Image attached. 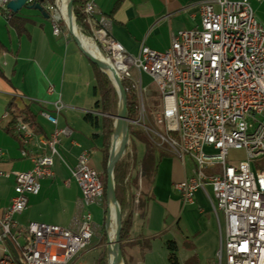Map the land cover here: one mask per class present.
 <instances>
[{
    "label": "built area",
    "instance_id": "2783aa9c",
    "mask_svg": "<svg viewBox=\"0 0 264 264\" xmlns=\"http://www.w3.org/2000/svg\"><path fill=\"white\" fill-rule=\"evenodd\" d=\"M9 1L0 0V15L11 12ZM56 7L48 3L45 8L53 16ZM84 12L121 81L132 79L136 69L158 84L163 109L155 122L164 128L155 131L145 125V130L155 132L177 156L189 155L195 162L194 175L175 184L185 204H194L196 192L212 186L215 213L220 217L222 211L225 216L220 264H264V167L253 166L264 159V24L253 2H204L199 28L179 31L163 51L143 44L138 55L130 54L111 35V22L97 14L93 1L86 3ZM54 31L59 33V24ZM133 87L146 92L139 81ZM44 114L57 123L55 115ZM18 131L25 140L35 136L25 122L19 123ZM68 132L55 130L51 139L43 141L50 152L34 157L30 170L15 173V194L10 205L0 209V264H21L6 237L16 246L22 264H70L90 244L96 230L90 210L77 229L16 219L27 209L29 195L39 192L40 179L53 176L56 145ZM232 149L244 150L245 156L230 158ZM90 159L91 150L83 149L72 174L85 206L105 197V184ZM206 168L220 172L208 174ZM139 195L140 191L136 201Z\"/></svg>",
    "mask_w": 264,
    "mask_h": 264
},
{
    "label": "crops",
    "instance_id": "0c3cea01",
    "mask_svg": "<svg viewBox=\"0 0 264 264\" xmlns=\"http://www.w3.org/2000/svg\"><path fill=\"white\" fill-rule=\"evenodd\" d=\"M92 1L97 14L111 22V35L130 54L138 55L143 44L163 51L179 31L199 28L201 5L213 0ZM251 1L264 24V0ZM11 12L0 15V209L7 208L15 194V173L30 170L34 157L50 152L43 141L51 139L55 130L67 128L69 132L61 134L56 145L53 176L40 179L39 192L29 195L27 209L16 219L21 223L39 221L77 229L83 214L90 210L96 226L102 228L103 204L85 206L81 188L72 176L83 149L91 150L90 164L101 175L107 173L106 159L109 163L104 135L107 114L101 109L93 62L76 39L63 32L55 33L49 12L46 17L38 9L23 7L19 15L29 21L22 31L9 22L7 15ZM139 74V83L147 91L150 76ZM12 101L37 114L41 131L29 126L35 133L31 139L25 140L18 131L22 120L15 132L8 130ZM45 112L55 115L57 123L51 122ZM156 144L169 152L162 155L157 148L153 182L145 180L142 164L131 175L132 180L144 181L140 187L137 185L135 194L140 191L150 200L144 217L139 209L134 211L130 238L134 243L124 247L126 264H171L169 241L177 244L180 264H220L218 251L225 231L214 210L212 186L199 189L194 204H185L175 184L194 175L195 162L189 155L177 156L167 144ZM146 153L138 159L142 160ZM253 166L264 167V159L255 161ZM94 236L99 245L98 228ZM97 241L91 239L92 243Z\"/></svg>",
    "mask_w": 264,
    "mask_h": 264
},
{
    "label": "trees",
    "instance_id": "16d2710c",
    "mask_svg": "<svg viewBox=\"0 0 264 264\" xmlns=\"http://www.w3.org/2000/svg\"><path fill=\"white\" fill-rule=\"evenodd\" d=\"M90 0H74L73 6L76 15V21L81 29V31L89 36H93V33L86 21V15L84 12V7L86 3ZM43 5L48 3L55 4L56 0H43ZM9 22L15 26L19 31L24 30V24L29 21L28 18L19 15V12H11L7 15ZM95 77L97 85L99 88V93L101 96V109L107 116L104 117V135H105V148L106 153L109 157L110 149L112 146V138L115 131V118L117 115L118 107V92L113 86L108 75L101 70V68L93 63ZM122 84L126 91V103L128 116L131 120H138L139 118V97L136 89L131 85L132 80L130 78H123ZM24 121L28 124L34 131L40 132L41 126L37 121V114L34 113L30 107H19L15 102L9 104V120H8V130L15 132L17 129V124L20 121ZM144 131V129L133 130L132 134L137 138L141 139L143 142L152 145L149 152L145 154L142 160L137 157V145L134 139H130L128 146L126 147L124 155L116 162L114 166V183H115V196L121 207V229H120V241H121V251L124 255V247L128 244L134 243L131 241V227L133 223L134 211L136 209L140 210L141 216L146 215V206L149 197L144 198V195L139 197L136 201L135 188L138 185V180L131 179L133 170L138 164H142L143 175L147 182L152 183L154 176L157 171V156L156 150L159 149L162 155L168 154L169 151H164L161 147L153 141ZM172 151V150H171ZM173 152V151H172ZM174 153V152H173ZM160 154V155H161ZM108 159H106L105 168L107 173L101 175V178L105 184V196L107 193V183H108ZM102 251L101 255L95 260L93 264H107L108 259V248L106 243L108 241V234L106 227H103L102 231ZM168 247L170 249L169 260L171 264H180L179 257L177 254V244L175 241H169ZM192 264V263H187Z\"/></svg>",
    "mask_w": 264,
    "mask_h": 264
},
{
    "label": "rangeland",
    "instance_id": "374dc122",
    "mask_svg": "<svg viewBox=\"0 0 264 264\" xmlns=\"http://www.w3.org/2000/svg\"><path fill=\"white\" fill-rule=\"evenodd\" d=\"M90 1H92V0H90ZM90 1H88V2H90ZM54 5L58 6L57 1H56V3ZM57 10H58L57 12L53 11L54 13H53L52 19H53L54 25L55 24H59V33L63 32L64 34L68 35L69 37H72V38L76 39L74 34H73V32L70 30V27L67 24L65 18L62 15H60V12H59L58 8H57ZM73 13H74V16L76 18L74 6H73ZM86 21H87L88 25L90 26V29H91V31L93 33V36H89V35L83 33L81 31V29L79 28V26L77 24V21H76L78 29L80 30V32L82 34H84L86 37H88L91 41H94L100 47V49L103 51V53L107 56V53L104 51V48H103L102 44L100 43V41L98 40V36L96 35V28L94 29L93 23L89 22L87 16H86ZM80 47L82 49V46H80ZM131 74H132V79L131 80L133 82L134 81L138 82L139 79H140V74H139L138 70L132 69ZM108 77H109V75H108ZM133 82L131 84L132 86H133ZM146 83H147V91L146 92H142L143 94L140 93V89L138 87H134L136 89L138 97H139V118H137L138 120H131L130 119L129 121H127V124H128V143H127V146H128V144L130 142V139H134L135 143L137 145V156H143L145 152H149L150 149L152 148V145L149 146L148 144L143 142L141 139H139L136 136H134L132 134L133 130H139V129L142 128V129H144V131H147L146 133H148V135H150V137L152 139H154L153 141L155 143H159L160 142L161 144H165V145H163L165 147H167L166 144L169 145L167 142L162 141L158 137V135H156L155 132H151V131L149 132L148 130H145L146 129L145 125H147L148 127H153L155 131L157 129L159 130V129H163L164 128L162 126H158L156 124V122H155L156 121V116L159 113H161L162 109H163L162 92L160 91L156 81L153 80L152 78L149 77V79L146 81ZM119 105H120V97H119V93H118L117 113L119 111ZM114 125H115V123H114ZM244 156H245L244 150L232 149L231 152H230V158L240 159V158H243ZM195 168H196V165H195ZM205 171L208 174H212V173L220 172V169H216V171H212L211 169L206 168ZM133 172L135 173V170ZM137 180H138V178H137ZM142 182L144 183L143 180H142ZM142 182H140L138 180V186L139 187L141 186L140 184ZM140 196H141V192H140L139 197ZM110 200L111 199H109L108 193H106V196L104 197V200L101 202V204H103V207L105 209V220L104 221L102 220V222H103L102 228L99 227V226L98 227L96 226V228H98L99 233L101 234V236H102V233H103L102 231H103V227L104 226L106 227V230H107L108 241L106 243V246L108 248V254H109L108 259H107V264H111V262H110L111 246L109 244L110 229H111L112 226L116 229V233H115V236H114V245L116 244V241H117V230H118L117 211L115 212L114 215L111 214ZM115 209H116V207H115ZM108 216L110 217V222H111L109 225L107 224ZM220 218H221V222H222V227H223V229L225 231V216H224L222 211H220ZM97 240L98 239L94 236L93 237V241L96 242ZM185 241H188V240H185ZM98 242L99 241H97V243H94V244L91 242L89 244V246L84 251H82L78 256H76L71 261L70 264H93L95 262V260L98 258V256L101 255V251H102V246H101L102 245V239L100 240L99 245H98ZM120 250H121V241H120ZM121 254H122V261H123L124 264H126V261L124 260V255H123L122 251H121Z\"/></svg>",
    "mask_w": 264,
    "mask_h": 264
},
{
    "label": "water",
    "instance_id": "95a60500",
    "mask_svg": "<svg viewBox=\"0 0 264 264\" xmlns=\"http://www.w3.org/2000/svg\"><path fill=\"white\" fill-rule=\"evenodd\" d=\"M43 0H37L34 3H27V0H10L8 3V8L12 11V12H19L23 7H27L30 9H38L40 10L46 17H49V13L48 11L45 9L43 3ZM73 2L74 0H70V7L73 11ZM74 14V13H73ZM74 21L76 22V18L74 16ZM77 25V24H76ZM71 30V29H70ZM72 31V30H71ZM73 32V31H72ZM76 40L78 41V43L80 44V46H82V50L84 51V53L88 56V58L95 64H97L105 73H107L110 77V79L113 82V85L116 87L117 92L119 93V97H120V105H119V111L117 113V115H115V131L113 134V145H112V149L110 152V157H109V163H108V183H107V193H108V197L109 199H112L115 202V207H116V211H117V216H118V230H117V241L115 246L118 248L119 250V257L122 259V254H121V250H120V229H121V207L119 202L116 199L115 196V192H114V188H115V183H114V166L116 164V162L122 157V155L124 154L126 147H127V143H128V124L126 122V127H127V135H126V139L118 153L117 157H113V152H114V143L116 140V134H117V118L118 117H124L127 119V121L130 120V118L128 117V111H127V103H126V91L125 88L122 84V81L120 80L119 76L115 73V71L105 65L104 63H102L99 59H97L96 57H94L92 54H90L83 46L82 42L80 41L79 37L73 32ZM106 69H109L111 72L115 73V77L113 79V77L110 75V73L108 71H106ZM110 222V217L108 216L107 219V224L109 225ZM6 240L8 242V244L10 245L16 259L22 264L21 259L19 258V253L17 251L16 246L14 245L13 241L9 238L6 237ZM110 239H109V244H110Z\"/></svg>",
    "mask_w": 264,
    "mask_h": 264
},
{
    "label": "bare ground",
    "instance_id": "6f19581e",
    "mask_svg": "<svg viewBox=\"0 0 264 264\" xmlns=\"http://www.w3.org/2000/svg\"><path fill=\"white\" fill-rule=\"evenodd\" d=\"M58 3V9L60 15H62L67 24L69 25L70 29L79 37L80 41L82 42L84 48L92 54L94 57L99 59L102 63L112 68L111 61L109 58L103 53L100 47L94 42L91 41L88 37L80 32L78 29L76 22L74 21V14L70 7V0H56ZM112 77H115V73L111 72L109 69H106ZM127 119L124 117L117 118V134L116 140L114 143V152L113 157H117L118 153L126 139L127 135V127H126ZM110 209L111 214L114 215L116 212L115 209V202L111 199L110 200ZM116 233V229L112 226L110 229V246H111V254H110V262L111 264H124L122 259L119 257V250L114 245V236Z\"/></svg>",
    "mask_w": 264,
    "mask_h": 264
}]
</instances>
